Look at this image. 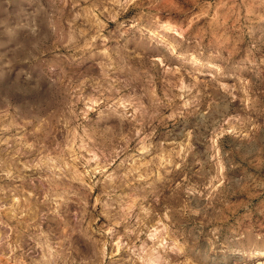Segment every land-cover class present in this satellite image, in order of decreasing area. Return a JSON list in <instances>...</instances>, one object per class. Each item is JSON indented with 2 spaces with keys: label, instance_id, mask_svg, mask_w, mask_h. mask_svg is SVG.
<instances>
[{
  "label": "rangeland",
  "instance_id": "1",
  "mask_svg": "<svg viewBox=\"0 0 264 264\" xmlns=\"http://www.w3.org/2000/svg\"><path fill=\"white\" fill-rule=\"evenodd\" d=\"M0 264H264V0H0Z\"/></svg>",
  "mask_w": 264,
  "mask_h": 264
},
{
  "label": "bare ground",
  "instance_id": "2",
  "mask_svg": "<svg viewBox=\"0 0 264 264\" xmlns=\"http://www.w3.org/2000/svg\"><path fill=\"white\" fill-rule=\"evenodd\" d=\"M62 184V183H61ZM63 191V190H62Z\"/></svg>",
  "mask_w": 264,
  "mask_h": 264
}]
</instances>
